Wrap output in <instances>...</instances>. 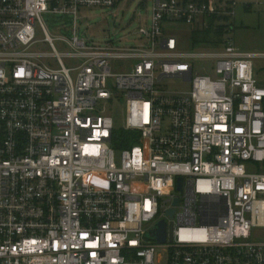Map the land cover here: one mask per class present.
Wrapping results in <instances>:
<instances>
[{
  "label": "built area",
  "instance_id": "1",
  "mask_svg": "<svg viewBox=\"0 0 264 264\" xmlns=\"http://www.w3.org/2000/svg\"><path fill=\"white\" fill-rule=\"evenodd\" d=\"M116 5L0 0V264H264L255 235L264 174L246 170L264 163L259 56L230 39L212 54L177 52L165 25L232 12L213 0H152L137 30L143 46H89L75 35L64 42L80 64L67 68L41 16H73L75 29L80 7ZM37 23L57 67L32 50ZM197 57L215 60V79L194 76ZM113 60L134 62L112 74ZM167 78L190 91H157ZM114 99L125 100L120 135L99 107ZM160 221L161 244L147 237Z\"/></svg>",
  "mask_w": 264,
  "mask_h": 264
},
{
  "label": "rangeland",
  "instance_id": "2",
  "mask_svg": "<svg viewBox=\"0 0 264 264\" xmlns=\"http://www.w3.org/2000/svg\"><path fill=\"white\" fill-rule=\"evenodd\" d=\"M220 8L228 6L232 15L225 22L230 32H225L219 38L220 44L194 43L191 39L192 30L197 25H202L198 20L195 25L187 26L183 23L165 25L164 37L172 36L177 40V52L183 54L207 55L212 54L223 47V41L230 39L234 48L241 53L259 56L253 60L255 78L259 86L264 87V0H213ZM233 4V6H232ZM152 0H117L114 8H85L80 7L76 17L74 29L73 16H61L57 14L44 13L41 16L42 23L48 34L53 39L55 50L62 55V62L67 68H74L80 64L74 58L68 57L73 53L64 40H70L75 35L85 40L87 45L113 46L117 48H130L143 46L144 40L137 35L138 27L148 26L151 18ZM208 21V20H206ZM36 43L32 47L35 53L45 55L42 58L57 67L55 59H48L52 49L45 42L44 35L36 24ZM222 41V43H221ZM134 61L113 60L111 61V73L117 74L128 72ZM193 66L194 76H210L215 79L213 71L215 60L197 57L190 61ZM74 76V72L72 73ZM114 78L110 79L108 88L113 91ZM190 83L181 79H163L157 83L155 89L169 94H183L190 91ZM100 108H104L112 118L116 134L120 135L123 125V111L125 100L114 99L112 102H102ZM165 124V123H164ZM248 173L264 174V163H246ZM255 235L264 240V231H257Z\"/></svg>",
  "mask_w": 264,
  "mask_h": 264
},
{
  "label": "trees",
  "instance_id": "3",
  "mask_svg": "<svg viewBox=\"0 0 264 264\" xmlns=\"http://www.w3.org/2000/svg\"><path fill=\"white\" fill-rule=\"evenodd\" d=\"M185 2H204L206 0H184ZM208 20V21H206ZM228 17L224 15H213L211 17L204 18L202 25H197V27L192 30L191 39L194 43H210V39L215 38L213 42L214 45L220 44L219 38L225 32H230L227 27ZM226 22V23H225ZM222 43V41H221ZM123 143L126 144L125 135H121ZM126 147V146H125Z\"/></svg>",
  "mask_w": 264,
  "mask_h": 264
},
{
  "label": "water",
  "instance_id": "4",
  "mask_svg": "<svg viewBox=\"0 0 264 264\" xmlns=\"http://www.w3.org/2000/svg\"><path fill=\"white\" fill-rule=\"evenodd\" d=\"M181 180L178 179V189L180 186ZM174 204H177V200L174 202ZM169 216L173 215V211L168 212ZM147 237L151 240H155L157 243H164L165 238H166V226L164 221L158 222L153 230L147 235ZM172 235H171V225L169 228V241H171Z\"/></svg>",
  "mask_w": 264,
  "mask_h": 264
},
{
  "label": "crops",
  "instance_id": "5",
  "mask_svg": "<svg viewBox=\"0 0 264 264\" xmlns=\"http://www.w3.org/2000/svg\"><path fill=\"white\" fill-rule=\"evenodd\" d=\"M224 7H226V6H224Z\"/></svg>",
  "mask_w": 264,
  "mask_h": 264
}]
</instances>
